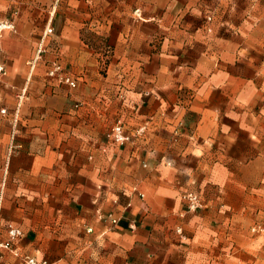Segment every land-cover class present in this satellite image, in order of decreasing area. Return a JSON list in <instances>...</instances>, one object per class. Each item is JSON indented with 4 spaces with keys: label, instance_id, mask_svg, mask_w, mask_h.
I'll list each match as a JSON object with an SVG mask.
<instances>
[{
    "label": "crops",
    "instance_id": "crops-1",
    "mask_svg": "<svg viewBox=\"0 0 264 264\" xmlns=\"http://www.w3.org/2000/svg\"><path fill=\"white\" fill-rule=\"evenodd\" d=\"M0 22V239L51 264L254 262L264 0H0Z\"/></svg>",
    "mask_w": 264,
    "mask_h": 264
},
{
    "label": "built area",
    "instance_id": "built-area-1",
    "mask_svg": "<svg viewBox=\"0 0 264 264\" xmlns=\"http://www.w3.org/2000/svg\"><path fill=\"white\" fill-rule=\"evenodd\" d=\"M217 2H220L222 0H216ZM208 21L212 22L213 18L212 16H209L207 18ZM13 29V24L8 22H0V35L5 30ZM53 29L49 28L47 33L44 35L43 40L41 41V47L38 48L37 51V57L31 62V67L38 61V59L41 58L44 50L43 46L45 43V38L47 35L52 34ZM5 73L4 66L0 65V75ZM48 77L50 79H57L63 83H66L70 85L71 87L75 88L77 86L76 82L72 80V78L68 75L63 74V67L59 62H54L51 65V70L48 72ZM2 114L4 116H8L9 113L7 110H2ZM12 121L14 126L16 127L19 122V111L16 110L13 114ZM111 138L113 143L117 145H124L131 141V137L124 131L123 125L116 126L111 134ZM14 139V138H13ZM182 199L185 203L186 212L189 213H196L200 211L203 208V202L201 199V196L196 192H188L185 193L182 196ZM2 204V196L0 195V209ZM112 222L114 224H117V220L112 219ZM176 233L181 236L182 238L185 237V231L181 226H178L176 228ZM23 233L20 229L10 225L7 229V237L6 239H0V254L3 250L12 252L14 255L21 257L23 264H51L47 260H38L36 257L33 256H20L19 250H18V242L23 238Z\"/></svg>",
    "mask_w": 264,
    "mask_h": 264
},
{
    "label": "rangeland",
    "instance_id": "rangeland-1",
    "mask_svg": "<svg viewBox=\"0 0 264 264\" xmlns=\"http://www.w3.org/2000/svg\"><path fill=\"white\" fill-rule=\"evenodd\" d=\"M258 197L257 218L255 220L254 230H252L253 238L257 239V246L255 250V259L252 264H264V191L260 192Z\"/></svg>",
    "mask_w": 264,
    "mask_h": 264
}]
</instances>
